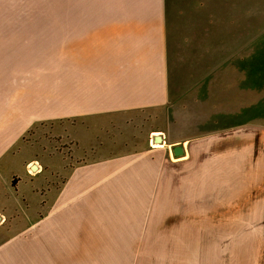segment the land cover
<instances>
[{
  "label": "rangeland",
  "instance_id": "374dc122",
  "mask_svg": "<svg viewBox=\"0 0 264 264\" xmlns=\"http://www.w3.org/2000/svg\"><path fill=\"white\" fill-rule=\"evenodd\" d=\"M72 21L96 22L116 32L125 27L134 43L119 47L120 40H107L92 56L96 60L89 54L86 63L77 55L74 61ZM69 70L81 89L85 70L86 88L100 91L90 97L102 103L72 109ZM4 71L11 92L0 105V134L10 131L12 146L20 145L0 157V185L10 184L14 192L3 197L1 192L0 218L18 216L13 201L25 204L20 214L31 221L46 217L51 196L60 204L85 205L74 212L72 230L75 237L78 230L82 235L72 249L60 252L57 239L53 253L50 246L40 253L31 246L13 250L12 261L0 264H100L98 191L90 189L85 197L82 188L74 197L67 191L84 167L131 154L141 144L131 136L130 121L142 119L141 129L158 134L162 143L157 144L170 145L173 158L172 146L184 144L203 161L229 166L228 172L236 164V183L246 182V156L251 166L264 165V0H0ZM146 73L154 93L141 99L120 93L137 82L146 85V77L137 78ZM139 100L150 107L141 113L115 109ZM228 224H219L213 263L246 264V236H238L246 231H229ZM144 257L120 253L122 264H140ZM176 258L169 256V263Z\"/></svg>",
  "mask_w": 264,
  "mask_h": 264
},
{
  "label": "crops",
  "instance_id": "0c3cea01",
  "mask_svg": "<svg viewBox=\"0 0 264 264\" xmlns=\"http://www.w3.org/2000/svg\"><path fill=\"white\" fill-rule=\"evenodd\" d=\"M70 25V40L73 43L69 53L74 61L77 55L79 61L86 63L89 54L91 60H96L92 56L99 55V48L109 44L107 40H120L115 44L119 47L134 43L128 42L131 38L129 33L123 32L125 27H120L121 32H116L111 27H99L96 22L72 21ZM82 73L81 89L80 83L75 87L74 73L69 70L68 99L72 109H93L92 105L102 103L100 99L92 100L90 97L92 93H100L99 87L87 89L86 71L82 70ZM144 77L147 78L146 85L137 82L136 86H127L129 89L126 91L120 89V93L130 92L138 95V99H141L142 94L154 93L153 86L149 89L147 73L137 78ZM9 83V75L5 71L0 73V95L3 98L0 100L10 94ZM86 95L90 103L85 101ZM4 103L5 100L0 101V105ZM149 107L147 101L144 103L139 100L118 105L115 109L141 113ZM141 120L129 122L130 127H133L131 136H136V143H141L131 154H119L113 160L90 169L84 167L67 191L70 197H74L78 193L75 190L79 188L83 189V197L88 195L90 189L98 191L100 264H122L120 253L146 254L147 257L140 264H214V253L217 251L214 239L220 235L219 224L226 221L229 231H246V234L238 235L246 236V264H264V165H260L261 161L259 165L251 166L246 156V182L236 183L237 177L233 179L236 164L233 163L228 172L229 166L222 165L218 160L203 161L196 149H185L184 144L172 146L184 148L181 157L173 158L171 146L154 142L159 135L151 129L148 132L141 129ZM96 130L91 133L95 134ZM9 134L5 137L0 134V157L12 153L20 145L12 146ZM230 179L233 180L226 182ZM97 181L98 186L93 185ZM9 187L10 184L2 189L0 185L2 197L5 191L14 195ZM4 200L0 197V205ZM9 204L14 205L11 209L17 210L18 216L3 215L0 218V261H12L13 250L23 251L31 246L37 253L42 252L44 245L50 246L53 253L57 239H60V252H66L74 246L73 240L82 235L78 230L75 237L72 227L74 212L83 209L84 202L65 205L56 202L51 196L46 210L49 213L45 218L34 221L21 216L20 213L24 215L27 210L25 204L15 201ZM174 223H178L177 227ZM191 224L199 226L187 230ZM105 231L109 232L108 241ZM204 236L206 240L198 242L197 238ZM190 237H194L195 241H189ZM120 238L131 239L120 241ZM166 238L172 239L167 242ZM176 254L178 258L169 263V256ZM151 256L153 260H150Z\"/></svg>",
  "mask_w": 264,
  "mask_h": 264
},
{
  "label": "water",
  "instance_id": "95a60500",
  "mask_svg": "<svg viewBox=\"0 0 264 264\" xmlns=\"http://www.w3.org/2000/svg\"><path fill=\"white\" fill-rule=\"evenodd\" d=\"M155 142L156 143H162V138L161 137H157L155 139ZM173 152H174V155L176 157H181L183 154H184V148L182 146H177V147H174L173 148ZM36 166H33V170H36Z\"/></svg>",
  "mask_w": 264,
  "mask_h": 264
}]
</instances>
